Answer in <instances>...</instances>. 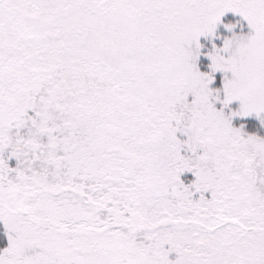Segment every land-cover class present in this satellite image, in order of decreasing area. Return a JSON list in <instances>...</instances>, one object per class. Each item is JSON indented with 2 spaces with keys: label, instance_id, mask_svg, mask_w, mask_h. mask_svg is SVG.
Listing matches in <instances>:
<instances>
[{
  "label": "snow or ice",
  "instance_id": "snow-or-ice-1",
  "mask_svg": "<svg viewBox=\"0 0 264 264\" xmlns=\"http://www.w3.org/2000/svg\"><path fill=\"white\" fill-rule=\"evenodd\" d=\"M0 264H264V0H0Z\"/></svg>",
  "mask_w": 264,
  "mask_h": 264
}]
</instances>
